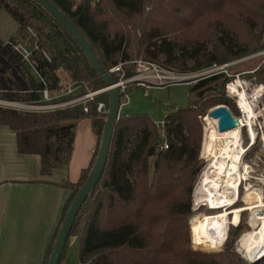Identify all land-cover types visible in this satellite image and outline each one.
Here are the masks:
<instances>
[{"label": "trees", "instance_id": "1", "mask_svg": "<svg viewBox=\"0 0 264 264\" xmlns=\"http://www.w3.org/2000/svg\"><path fill=\"white\" fill-rule=\"evenodd\" d=\"M50 1L85 35L108 71L123 64L128 77L134 74V41L145 59L178 73L223 65L264 49V0ZM0 10L18 23L10 41L0 40V100L39 102L45 90L57 96L71 84L81 95L84 82L93 90L104 88L72 36L34 0H0ZM138 29L142 35L136 37L133 31ZM35 41L39 49L33 50L32 63L37 74L14 49L19 43L32 46ZM220 78L222 75H216L195 84L188 106L175 108L162 129L148 115L120 114L105 171L69 237L79 242L78 264H247L226 245L229 236L221 253L193 249L187 223L192 215L193 186L203 162L197 124L205 112L196 107L226 105L239 115L225 91L229 79ZM249 78L264 86V63ZM104 98L109 106L104 93L88 105H92L90 109L86 104L53 112L0 107V123L15 133L19 154L40 157L44 178L68 168L82 119L92 117L93 130L102 141L106 121L97 117V106ZM245 136L248 141L246 131ZM164 140L169 144L166 150L160 147ZM96 156L97 151L77 183L61 184L71 193L44 264H48L61 225ZM69 240L60 264L66 259Z\"/></svg>", "mask_w": 264, "mask_h": 264}, {"label": "crops", "instance_id": "2", "mask_svg": "<svg viewBox=\"0 0 264 264\" xmlns=\"http://www.w3.org/2000/svg\"><path fill=\"white\" fill-rule=\"evenodd\" d=\"M97 147L92 117L84 118L68 168L43 178L40 157L19 154L15 133L0 123V264H44L71 193L61 184L78 182Z\"/></svg>", "mask_w": 264, "mask_h": 264}, {"label": "rangeland", "instance_id": "3", "mask_svg": "<svg viewBox=\"0 0 264 264\" xmlns=\"http://www.w3.org/2000/svg\"><path fill=\"white\" fill-rule=\"evenodd\" d=\"M151 9V7L149 8ZM18 30V23L16 22L13 17L9 15V13L6 10H0V40L3 42H8L10 39L15 35L16 31ZM135 32V36L139 37L142 35V32L138 29ZM192 35H194V32H192ZM191 35V36H192ZM134 36V38H135ZM136 40V39H135ZM28 42V41H27ZM26 42V43H27ZM28 44V43H27ZM141 49L137 46V41H134L132 47H131V54L133 55V66H134V74H137L139 70V64L137 62L141 61L143 63H153L157 66H159L161 69L171 72L174 74H188L192 73L193 71H188L186 73H178L175 70H170L159 63L149 61L145 59L141 53ZM250 57V58H248ZM248 58L244 62L237 63L233 66L230 67V74H233L236 76L237 74L241 75V80L242 83L248 82V84L257 82L255 78H249L250 74H253L263 63H264V49L254 52L248 56H245L241 59L235 60L239 61L242 59ZM231 61V62H235ZM229 62V63H231ZM228 64V63H225ZM223 64V65H225ZM132 75V76H133ZM62 78L64 80L68 79V75L62 73ZM225 80L224 77L220 78L219 81ZM197 83H178V84H172V85H165L163 87H151V88H144L141 86H135L131 85L130 87L133 88L130 91H124L125 93L122 95L121 98V108H120V114L124 115H132V114H141V115H148L154 122L160 124L162 123L165 118L175 110V108H184L188 106L189 100L192 97V93H190V90L193 88V86ZM258 85L259 84L257 82ZM85 91L84 94H89V93H95L98 92L102 89L98 90H93L88 83L84 82L83 83V89ZM127 92V93H126ZM123 93V92H121ZM82 94V95H84ZM104 95V93H100L93 97V99H88L84 101L81 104H86L87 106L91 103L96 102V99ZM235 102V99L232 98ZM101 102H105V98L101 100ZM92 106V105H90ZM90 106L89 109H90ZM220 106V105H219ZM226 106V105H225ZM218 107V106H216ZM216 107H196V111H203L205 112L204 116L201 117L199 123L197 124V127L200 129V134H201V151H200V158L203 160L201 162L202 166L199 169V172L197 174L196 181L193 186V191H192V196H191V210H192V215L189 217L187 223L189 226V232H190V243L195 250L202 251L204 253L208 254H215V253H221L224 248H225V243L228 239V242L226 245H230L231 252L238 254L242 259L243 255L240 254L239 252V238H241L246 232L251 231L250 227V211H242L240 213V222L238 224H233V215L229 216L230 219V225L227 231V236L225 240L223 241L222 244L216 245L212 249H208L206 247L198 246L194 243L193 241V235L191 232V223L192 219L195 216L198 217H204L205 215H213L215 213H219L222 210H215L211 209L210 206L207 205H199L197 206L196 200H195V190L197 185L200 183L201 179L204 176V173L206 169L209 167L211 160L210 158H207V156L204 153V141H205V135H206V129L209 128V120L212 119L210 117V113L212 112L213 109ZM228 107V106H227ZM262 107V106H261ZM229 108V107H228ZM263 108H264V103H263ZM230 109V108H229ZM88 111V109H85ZM231 111V110H230ZM98 113V112H97ZM102 118L103 120L106 121L107 115L103 116H97ZM236 118H240V115H235ZM208 119V120H207ZM255 125L257 128H259V140L258 142L253 145L245 154L244 157L241 159L242 164H249L251 169L246 170L249 171L247 175L245 174V170H243L242 174L243 176L246 177V181H244L240 185L239 189V196L237 200L235 201V204L231 206L230 208H244L246 206V198L248 196L247 189L249 187H258L263 190L264 194V144L263 142H260L262 138H264V122L262 120H255L254 121ZM248 129H244L242 132V142L244 143V148L246 149L249 145V140L247 141V138L245 136V131L246 133ZM249 133H247L248 135ZM83 136L82 139H84ZM263 140V139H262ZM100 141L101 139L99 138V146H100ZM99 148V147H98ZM97 156H98V150H97ZM96 156V157H97ZM95 157V159H96ZM95 163V162H94ZM94 165V164H93ZM86 168V167H84ZM83 168V169H84ZM81 173V170L80 172ZM229 208V209H230ZM198 210V211H197ZM232 210H229L231 212ZM200 214V215H198ZM236 228L238 230V233L236 234L235 230ZM242 235V236H241ZM222 247V248H221ZM221 248V249H219ZM78 257H79V242L76 239V237H71L69 240V245H68V251L66 254V259L62 264H78ZM245 261V260H244ZM246 262V261H245ZM247 263V262H246ZM248 264V263H247ZM259 264H264V260L260 262Z\"/></svg>", "mask_w": 264, "mask_h": 264}, {"label": "bare ground", "instance_id": "4", "mask_svg": "<svg viewBox=\"0 0 264 264\" xmlns=\"http://www.w3.org/2000/svg\"><path fill=\"white\" fill-rule=\"evenodd\" d=\"M239 84L232 86L233 92H238ZM240 104L244 109V116L237 120V127L225 132L218 130V121L209 120L204 141V153L211 163L206 169L203 178L195 190L197 206L207 205L211 209L222 210L213 215L204 217L195 216L191 223L193 241L196 245L212 249L222 244L227 236L230 219L233 215V224L240 222V213L250 211L251 231L239 238V252L249 262H257L264 253V194L256 187L247 189L246 206L244 208H230L239 196L240 185L243 183L242 172L245 174L250 168L242 164L244 146L241 129L247 126L252 139H255V119L264 122V108H256L264 103V87L255 86L240 94ZM208 120V119H207ZM230 208V209H229ZM229 210H232L229 212ZM198 211V210H197ZM200 215V214H198Z\"/></svg>", "mask_w": 264, "mask_h": 264}, {"label": "built area", "instance_id": "5", "mask_svg": "<svg viewBox=\"0 0 264 264\" xmlns=\"http://www.w3.org/2000/svg\"><path fill=\"white\" fill-rule=\"evenodd\" d=\"M99 2L100 0H95V3L98 4ZM28 32L30 36H32L34 39L37 40L36 33L31 28H28ZM14 49L20 54V56L23 58L24 62L28 65V67H30L31 70L35 72V74H37L34 68V64L32 63V56H33V50L39 49L38 42L35 41V43L32 46L19 43L14 46ZM43 54H44V57L48 61L51 60L50 56L46 52H44ZM248 58L235 61V62H231L225 65H213L210 68L200 70V71H195V72L188 73V74H174V73L167 72L161 69L159 66L153 63H143L141 61L137 62L139 64L138 66L139 70L137 71L138 73L133 76L128 77L126 75V72L123 69V64H119L113 67L111 70H109V72L117 80V83H118L117 85L119 86L121 92H124L131 85L141 86V87L148 89L151 87H163L165 85H172V84H178V83H190V82L198 83L200 80L213 77L216 75H222L224 79H229L225 84V91L228 96L235 99L236 106L239 110V115L241 116L239 119H242V117L244 116V109L242 108L240 104V101H241L240 94L244 92L245 90H248V89L252 90L253 87L260 86V85H258L257 82L248 84V82L244 81L242 83L240 74H237L235 76L234 73L230 74L229 72H230L231 66L237 63H240V62H244ZM237 84H239L238 92L234 93L232 90V86H235ZM78 89L79 88L76 85L71 84L65 93L61 95H57V96H52L48 90H45L43 92L42 100H40L39 102H32V103H21V102L0 100V107L12 108V109L24 111V112H53V111H58V110H63L66 108L78 106L84 101L88 99H93V97H95L96 95L100 93H104L105 91L104 89H102L95 93L78 95ZM256 108L258 109L263 108V104L262 105L258 104ZM97 112L99 116L106 115L108 112L107 104L105 102H100L97 106ZM233 116L235 119H238L235 117L234 114ZM255 120H258V119H255ZM163 126H164L163 122L159 124L160 129H162ZM245 128L248 129L247 133H249L248 134L249 145L244 150V154L253 145H255L259 140L258 139L259 138V128H257L256 125H255V129H256L257 135L255 139H252L249 128L247 126H243L241 131H243ZM262 139L260 142H263L264 144V138ZM160 147L161 149L166 150L169 148V144L166 140H164ZM244 154H243V157H244ZM246 166H248L251 169L249 164H246ZM246 180L243 179V182Z\"/></svg>", "mask_w": 264, "mask_h": 264}, {"label": "water", "instance_id": "6", "mask_svg": "<svg viewBox=\"0 0 264 264\" xmlns=\"http://www.w3.org/2000/svg\"><path fill=\"white\" fill-rule=\"evenodd\" d=\"M34 1L72 36L74 41L84 52L93 70L102 80L104 84L103 89L105 90L104 93H107L109 97L107 119L105 122L102 141L96 162L94 163L87 180L79 189L75 199L73 200L66 214V217L61 225L60 231L55 241L52 254L48 261V264H60L62 255L66 248L76 218L89 195L95 191L105 171L110 153V147L115 125L120 118L122 93L120 91L119 86L117 85V80L104 67L94 48L87 40L85 35L77 28V26L50 0ZM210 117L218 121L217 127L220 132L232 130L236 128L238 124L232 112L225 105H220L213 109L210 113ZM259 257L261 259L257 262H249L244 257L243 259L248 264H259L264 260V253H262Z\"/></svg>", "mask_w": 264, "mask_h": 264}]
</instances>
